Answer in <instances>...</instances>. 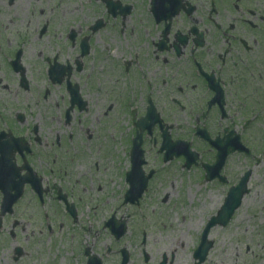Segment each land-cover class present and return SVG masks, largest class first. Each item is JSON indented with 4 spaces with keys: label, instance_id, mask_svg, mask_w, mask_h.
I'll list each match as a JSON object with an SVG mask.
<instances>
[{
    "label": "flooded vegetation",
    "instance_id": "flooded-vegetation-1",
    "mask_svg": "<svg viewBox=\"0 0 264 264\" xmlns=\"http://www.w3.org/2000/svg\"><path fill=\"white\" fill-rule=\"evenodd\" d=\"M89 1L95 11L89 18L91 22L73 20L77 28L66 31L65 45L60 46L76 52L66 60L72 68L63 83L57 85L63 105L44 89L31 102L43 107L45 115L37 110L34 118L24 108L0 109V147L4 149L0 176L6 179L3 186L8 197L19 195L13 213L0 215V230L10 221L7 232L13 240L21 223L14 216L18 205L34 209L46 202L50 210L61 206L66 212L65 204L71 199L70 176L65 168L62 173L55 172L60 153L55 148L66 144L59 157L64 160L68 158L66 150L77 147V137L91 140L88 130L82 135L75 126L84 125L85 116L94 106V94L98 108L106 94V110L99 115H111L112 119L104 122V128L110 127L111 138L117 132L119 138L124 136L122 144L127 143L128 165H124L121 179L123 195L137 188L143 197L161 176L158 168L149 163L151 153L164 167L178 161L181 170L199 169L201 182L190 180L187 184L225 189V195L242 179H248L249 184L253 168L264 166L260 157V145L264 144V0ZM14 2L0 0L2 5ZM47 31L45 23L37 32L40 36ZM10 36L14 37L13 31L4 41L0 33V64L9 72L7 64L16 56L23 64L26 46L23 40L14 43ZM114 37L125 44L114 58L122 74L119 79L114 64L106 70L108 54L116 57V51L110 53ZM52 58L57 60L58 54ZM48 59L45 61L49 63ZM112 77L115 79L110 85ZM67 82L77 87L80 99H76ZM1 83L0 80V86ZM46 119L58 129L45 134ZM113 143L117 144L114 138ZM222 150L224 159L215 164ZM233 157L244 159L247 166L235 170ZM36 158L42 165H35ZM134 159L136 167L132 166ZM53 176L59 181L64 177V185L50 186ZM258 177L264 179V171ZM77 178V184L86 181L81 176ZM248 190L250 193L249 186ZM49 195L52 196L47 202ZM72 200L77 211L79 202ZM64 215L68 218L67 213ZM13 246L10 261L0 259L1 264H21L23 252L18 251V245ZM86 248L81 253L84 264ZM163 257L166 256L161 260Z\"/></svg>",
    "mask_w": 264,
    "mask_h": 264
},
{
    "label": "rangeland",
    "instance_id": "rangeland-1",
    "mask_svg": "<svg viewBox=\"0 0 264 264\" xmlns=\"http://www.w3.org/2000/svg\"><path fill=\"white\" fill-rule=\"evenodd\" d=\"M94 12L89 0H16L11 6H0V33L3 40L5 41V37L13 31L14 37L10 36L11 41L16 43L23 40L26 43L23 54V66L26 68L24 76L29 87L32 86L30 90L17 95L18 79L4 64H0L2 111L24 108L34 118L37 110H40V115H45L43 107L32 102L27 105L26 101H32L47 84L43 78L41 63L45 64L46 54L52 53L46 45L51 43L50 47H54L55 51L60 50L61 44L65 45L63 36L66 31L77 28L73 20L89 23V18ZM45 23L48 31L39 36L37 31ZM4 43L2 42L3 46ZM122 45L125 46L116 39V42L112 43L114 49L110 52L116 51V57L108 54L110 59L106 61V70L112 64L115 65L118 79L122 74L114 58L116 59L117 54L122 51ZM109 79L108 82L112 85L115 77ZM6 83L9 84L7 87L3 85ZM55 95L58 97L57 93ZM92 97L91 104L94 106L85 116L84 125L75 126L82 135L88 130L92 136L91 140L86 138L87 136L77 137V147L67 149L68 158L64 160L59 157H62L61 149L66 144L55 148L57 153L60 152L56 161L59 164L54 166L55 172L61 170L62 173L65 168L70 176L68 182L72 188L69 194L79 202L81 208L77 220L74 224L69 223V219L60 214L57 207L54 206L50 210L46 202L43 207L34 209L18 205L14 209V216L21 223L16 230V238L10 239L7 232L10 221L7 222L6 228L0 230V259L10 261L11 249L16 244L23 248L21 264H84L80 251L86 247L91 253L99 255L103 264H119V251L122 248L130 256L128 264H158L165 254L168 262L173 255L170 264H194L192 252L198 245L207 219L215 214L222 204L225 189L187 184L190 180L201 182L202 173L199 169L194 167L181 170L182 166L178 161L164 167L151 153L152 156H148L149 163L158 168L161 176L154 181L138 206L122 204L121 179L124 165H128L127 143L123 145L124 136L119 138L116 132L113 138L117 140V144H114L110 127L104 128V122L112 119L111 115L109 118L99 115L106 110V94L104 101H100L99 108L95 105V94ZM49 121L46 119L43 123L45 134H50L49 130L58 129L55 123L51 125ZM187 125L185 126L188 128ZM106 139L107 143H104ZM260 153V157L264 159V144L260 145ZM64 161L67 164L64 165ZM34 163L36 166L42 165L38 158ZM231 164H235V170H242L247 166L244 159L235 157L232 158ZM262 171L264 166L260 169L253 168L252 180L248 185L251 192L244 197L227 226H217L210 230L208 239L213 245L202 264H264V179L258 177ZM80 176L86 181L77 184L76 177ZM65 180L64 177H61L60 181L55 180L53 176L49 179V185L63 186ZM30 196L31 193L26 194V197ZM51 196L47 197V202ZM45 214L48 219L44 220ZM112 214H115L117 219L124 218L127 224L126 233L118 241L103 227ZM144 253L148 256L146 262Z\"/></svg>",
    "mask_w": 264,
    "mask_h": 264
},
{
    "label": "water",
    "instance_id": "water-1",
    "mask_svg": "<svg viewBox=\"0 0 264 264\" xmlns=\"http://www.w3.org/2000/svg\"><path fill=\"white\" fill-rule=\"evenodd\" d=\"M240 198H241V193L231 192V195L226 199L225 204L219 210L217 216L212 217L211 220L205 226L204 231L202 233V243L197 250V253H198L197 257L199 258L200 262H202L204 260L206 253H207V250L210 247V244L205 243V238H206V235H207L209 229L216 224H220L222 226H225L226 223L231 218L234 210L240 204ZM118 231L119 232L117 234V239L123 235V233L125 231V226L122 225V228H120ZM124 263H126V258L123 259V264Z\"/></svg>",
    "mask_w": 264,
    "mask_h": 264
}]
</instances>
